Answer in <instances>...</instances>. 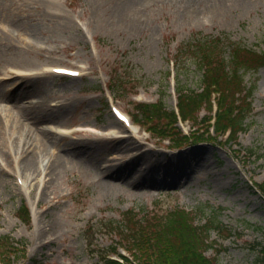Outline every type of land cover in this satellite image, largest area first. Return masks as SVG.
Wrapping results in <instances>:
<instances>
[{
  "label": "rangeland",
  "instance_id": "1",
  "mask_svg": "<svg viewBox=\"0 0 264 264\" xmlns=\"http://www.w3.org/2000/svg\"><path fill=\"white\" fill-rule=\"evenodd\" d=\"M3 1L11 6L25 0ZM56 1L52 10L64 16L52 15L41 4L21 10L25 28H36V34L14 31L9 40L15 46L5 45L0 62V88L9 96L0 100L5 118L10 107L18 116L14 102L18 89L23 94L18 98L20 105L42 101L50 108H68L60 117L32 123L33 129L16 119L0 129V148L5 150L0 158V239L7 236L26 248L6 262L104 264L101 254L119 243L110 227L121 224L126 211L138 216L165 214L170 207L180 206L192 210L198 220L203 214L221 220L216 224L220 228L210 231L212 246L206 251L217 264H264V195L257 187L264 181V66L242 71L246 86L255 89L246 128L236 139L207 138L204 133L203 140L171 148L169 140L154 137L144 127L129 128L120 122L115 123L116 134L133 132L143 141L142 155L101 139L104 149L94 164L110 162L124 168L131 158L144 166L147 159L160 178L164 172L172 174L176 165L190 168L189 177L178 185L133 188L119 180L109 181L99 177L95 166L80 162L79 155L67 154L65 149L73 141L93 137L87 131L77 132L74 126L108 124V115L114 116L113 104L132 116L139 102L162 99L172 108L177 88L201 90L203 70L190 50L199 39L220 37L227 57L233 42L264 52V0H253L248 8H234L227 14L213 10L216 0H147L143 18L133 27L117 18L109 0ZM52 65L82 68L86 74L77 78L54 75L49 71ZM14 70L24 75L4 81L2 77L17 74ZM113 78L121 90L110 89ZM204 115L202 110L198 120ZM191 125V121L182 124L185 130ZM17 135L21 141L15 144ZM40 136L52 144L43 146ZM27 147L36 152L32 172L18 166H23L20 161ZM114 150L117 157L109 160ZM193 150L195 154H188ZM57 159L63 162L59 171ZM51 162L52 174L47 176ZM23 179L36 187L24 188ZM26 203L30 222L19 216Z\"/></svg>",
  "mask_w": 264,
  "mask_h": 264
},
{
  "label": "trees",
  "instance_id": "2",
  "mask_svg": "<svg viewBox=\"0 0 264 264\" xmlns=\"http://www.w3.org/2000/svg\"><path fill=\"white\" fill-rule=\"evenodd\" d=\"M229 46L227 57L220 37H206L190 45L197 64L203 70L202 89L177 88V107L183 120L202 123L201 127L194 128L189 135L184 133L178 125L176 110L168 109L162 99L154 103H138L136 120L152 134L169 139L174 147H180L190 139L203 140L206 138L204 133L208 134L207 138L226 136L227 141L236 139L246 128L245 119L252 111L255 89L253 85L246 86L242 71L264 66V52L246 48L237 42ZM110 87L122 88L115 78ZM203 109L207 113L198 121ZM257 187L264 195V181ZM192 212L180 206L170 207L165 214L154 212L138 216L132 210L126 211L123 222L110 228L116 231L120 246L129 255L120 253L116 247L111 252L118 254L122 260L113 258L107 252L102 256L103 263L217 264L216 259L208 256L206 251L212 246L210 231L220 228L216 224L221 220L217 216L210 218L203 214L199 221ZM19 216L30 221L27 205L21 207ZM19 244L7 236L0 239V259L4 264H11L6 262L7 258L25 251L23 244ZM261 254L264 260V247Z\"/></svg>",
  "mask_w": 264,
  "mask_h": 264
},
{
  "label": "bare ground",
  "instance_id": "3",
  "mask_svg": "<svg viewBox=\"0 0 264 264\" xmlns=\"http://www.w3.org/2000/svg\"><path fill=\"white\" fill-rule=\"evenodd\" d=\"M146 1L147 0H109V2L111 3V8L114 10V13L116 14L117 18L121 22H124L125 24L130 25L132 27L140 23L139 21L143 18ZM252 2L253 0H216L212 7L213 10L218 14H227L228 11L234 8L246 9L249 7V5ZM36 4L46 5V7L50 8L47 9V11H49V13H51L52 15L58 17L65 15L64 12L52 10L56 8L57 5L56 0H25L24 2L17 1L15 2V4L13 3L11 6H7L3 0H0V62L4 59L3 53L5 52V45L9 47L15 46V44L9 40L12 38L9 37L14 33V31L16 30L25 31L30 36L36 34L37 31L36 28L34 27H33L34 29L25 28L24 26L25 20L21 13V10L22 11L27 10L28 7H30V5H36ZM52 15H50V17L57 18ZM20 75H22V73L18 70L15 76L5 77L4 81H12L15 78H17V76ZM28 77H31V75H28ZM29 86L32 87L31 84ZM22 95L23 94L21 89H18L16 95L17 97H15V101H14L18 105L17 106L18 116L12 114L11 107L7 109L9 113H6L7 114L6 118L3 116L2 111L0 110V129L2 127L9 126L10 122L14 121L15 119L18 121V123L22 121L29 128H32L33 127L32 123H35L42 118H52L57 116L60 117L66 114L67 113L66 111H68V108L64 106L50 108L49 106H46L44 103H42V101L39 105L36 104L20 105L19 104L20 102H18V98H22ZM7 98H9V96H7L6 91L0 88V100H4ZM13 107L16 106L13 105ZM108 120L109 123L101 127L95 124H90L89 125L90 128L84 127L83 129H85L87 132L92 134L93 137L90 138L88 137L86 139H79L73 141L72 143H70L69 146L65 147L67 154L69 152H73L79 155L80 162L82 163L89 162L90 165L95 166L98 171L99 177L106 178L109 181L119 180L133 188L142 187V186L167 187L169 185H178L179 183H182L186 178L189 177L191 173L190 168L181 165H176L175 171L172 174H168L164 172L163 177L160 178L157 173V170H155L154 168H152V166H150V163L147 159L143 160L145 164L144 166L138 164V161H135L133 160V158H131L125 162L124 168H122L119 164H113L110 162L106 163L105 166L100 165V163L94 164V162L96 161V156L99 154V151L104 149L103 148L104 146L99 145V144H104L101 139H104L105 140L104 142H107V144L114 142L119 144L118 147H121L123 150L126 149L129 151L131 149V152H137L138 154L141 155L145 151V148L143 147V141L137 138L133 132L128 135L126 134L125 136L110 135L109 132L112 133L115 131L116 128L115 123L116 122L119 123V120L115 117V115L114 116L112 115V117L108 115ZM19 126L21 127V125ZM95 128H97V130ZM13 141H15L14 143L17 144L18 141H21L20 136L19 135L15 136ZM40 141L41 144L45 147L50 146V144H52V141L49 138L47 139L42 136H40ZM4 151H5L4 149L2 150V148H0L1 160H3L2 155H4ZM192 153L195 154V151L193 150L188 152V154H192ZM115 154L116 151L114 150L111 153V157H109V160L115 159L117 157ZM36 160L37 157H36L35 148L30 149V147H27L26 153L23 155V158H21L20 161L21 163L23 162V166L20 163L18 166L21 167L23 171L32 172ZM53 165L54 162H51L49 164V167H47L49 170L47 176L50 173L52 174ZM62 166H63V162L57 159V171L61 170ZM2 167L0 168L3 169ZM30 174L31 173H29V175ZM17 176L22 177V172L21 174L19 173ZM46 181L44 182L46 183ZM23 182H24L23 184L24 188L27 186L28 187L32 186L34 189L36 187V185H33L32 182L31 183L28 182L27 179H24ZM5 184H7V181H5ZM45 187L46 186L44 185L41 189L42 194L45 191ZM21 188L23 187L21 186Z\"/></svg>",
  "mask_w": 264,
  "mask_h": 264
}]
</instances>
